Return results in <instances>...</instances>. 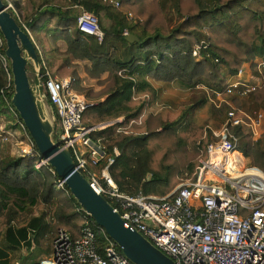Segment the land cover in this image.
Instances as JSON below:
<instances>
[{
  "label": "trees",
  "instance_id": "trees-1",
  "mask_svg": "<svg viewBox=\"0 0 264 264\" xmlns=\"http://www.w3.org/2000/svg\"><path fill=\"white\" fill-rule=\"evenodd\" d=\"M59 1L12 0L15 10L26 14L23 21L8 10L31 37L40 64L56 78L70 77L73 88L81 89L70 66L72 59L88 61L91 77L106 75L104 90L97 95L103 98L84 110L82 124L96 126L90 135L102 142L112 159L108 172L121 191L166 196L185 179L193 178L212 134L191 120L184 121L183 115L165 121L161 114L150 112L157 96L152 81L225 93L229 76L245 63L252 66L257 57L264 59V0H119L118 7L108 0ZM74 6L109 24L103 28L101 42L77 29ZM166 10L178 16L176 25L169 27L163 19ZM45 35L54 44L62 41L67 55L60 57L55 47L44 45ZM129 35L138 40L127 41ZM113 40L126 47L125 58L117 57L116 46L109 49ZM196 45L201 48L200 58L192 55ZM130 46L136 53H131ZM7 68L11 80L5 88L7 74L0 61V117L9 111L3 95L9 98L13 93L9 60ZM248 96L247 109L264 107V84ZM206 100L203 96L198 105ZM111 121L115 122L100 125ZM232 131L242 137L238 127ZM1 139L0 135V143ZM243 153L247 164L264 174V148L246 139ZM40 159L35 145L32 155L8 158L0 148V264H11V253L21 248L30 255L37 249L52 255L58 231L76 239L88 218L67 187L57 186L61 178L49 164L36 167ZM98 244L100 251L101 238Z\"/></svg>",
  "mask_w": 264,
  "mask_h": 264
},
{
  "label": "built area",
  "instance_id": "built-area-1",
  "mask_svg": "<svg viewBox=\"0 0 264 264\" xmlns=\"http://www.w3.org/2000/svg\"><path fill=\"white\" fill-rule=\"evenodd\" d=\"M109 2L115 7L119 5V0ZM76 26L98 42L103 40V30L93 13L82 8ZM123 34L127 35V31ZM3 44L0 34V61L7 74L5 88H8L11 76L7 68L9 59L1 52ZM200 49L194 46L195 58H200ZM260 66H264V61ZM243 72L242 66L229 77L226 95L236 93L247 97L256 90L255 85L241 80ZM41 82L57 117V140L70 150L76 169L95 192L111 203L125 226L137 230L176 264H264V174L247 164V157L239 148V138L232 131L238 127L241 132L247 129L253 137L257 136L264 118L262 112L247 113L230 106L220 127L211 130L212 138L205 154L198 158L193 178L185 179L163 197L144 196L140 191L130 195L121 191L104 170V165L112 159L102 142L90 135L96 126L82 124V113L92 102L73 88L70 77L58 79L45 65H41ZM214 94L217 99L221 98V92ZM3 99L29 141L22 156L32 155L34 142L19 120L10 97L3 95ZM115 121L121 122V119ZM43 164L46 161L41 158L36 167ZM64 185L63 179L57 182L59 188ZM94 223L89 216L85 218L81 235L76 239L59 230L52 243L53 261L35 264H134L104 229ZM100 238L102 246L98 251Z\"/></svg>",
  "mask_w": 264,
  "mask_h": 264
},
{
  "label": "water",
  "instance_id": "water-1",
  "mask_svg": "<svg viewBox=\"0 0 264 264\" xmlns=\"http://www.w3.org/2000/svg\"><path fill=\"white\" fill-rule=\"evenodd\" d=\"M0 33L5 40L13 93L10 103L24 124L41 158L64 180L79 207L116 243L134 264H176L137 230L124 225L120 214L101 194L95 192L86 177L76 169L70 150L56 140L57 117L42 89L41 64L31 37L17 23L7 5L0 0ZM127 41L138 40L134 35ZM31 66L34 78L28 75Z\"/></svg>",
  "mask_w": 264,
  "mask_h": 264
},
{
  "label": "rangeland",
  "instance_id": "rangeland-1",
  "mask_svg": "<svg viewBox=\"0 0 264 264\" xmlns=\"http://www.w3.org/2000/svg\"><path fill=\"white\" fill-rule=\"evenodd\" d=\"M7 4H10L12 9L15 11L17 16L21 21L24 20L25 13L23 11L15 10L12 0H6ZM53 2H60L59 0H53ZM76 15L82 10L81 6H74ZM178 16L166 10L163 13V19L168 24L169 27L174 26L178 23ZM98 23L103 30V28H109V24L102 20H98ZM51 37L49 35L43 36V44L48 45L51 48L55 47L57 54L60 57L66 56L64 53L65 44L62 41H57L58 45H55L51 42ZM39 45V44H38ZM109 49L112 48V45L116 46L117 57L125 58L126 47L116 40L110 41L108 43ZM41 48V47H40ZM131 51L135 50L132 46L129 47ZM41 53V49L39 50ZM71 67L75 69L76 76L79 79L80 90H77L79 93L83 94L90 102H96L100 98L97 96L104 90L103 79L106 75H102L100 78L91 77L87 72V67H89V62L86 60H71ZM28 75L30 78H34V73L32 69H28ZM230 77V76H229ZM227 78V81L229 79ZM154 88L157 91L156 100L153 105L149 107V111L152 113L161 114L163 120L173 121L179 116L183 115L184 121L191 120L196 124L201 125L205 132L218 129L221 123L225 119V113L230 106L235 108H240L245 110L249 106L250 97H239L235 95H226L221 93V98L217 99L215 94L212 93L204 86H197L195 88H186L185 86L176 83H165L159 81H152ZM78 89V87L76 88ZM207 99L204 104L198 105V102L203 98ZM99 98V99H98ZM1 116V115H0ZM17 118L13 116L10 111H5L0 117V135L2 137L1 145V154L2 156L8 158L12 156H22L23 149L29 145L27 136L24 134L21 126L16 123ZM242 137H240L239 148L243 151V143L246 139L253 140L251 133L247 129L241 132ZM244 136H247L245 138ZM247 160V159H246ZM34 254V255H33ZM32 255L26 248H21L20 250L14 251L11 253V264L20 263V264H35L39 263L40 259L43 261L52 262L53 258L51 252L40 251L39 249L35 250Z\"/></svg>",
  "mask_w": 264,
  "mask_h": 264
},
{
  "label": "crops",
  "instance_id": "crops-1",
  "mask_svg": "<svg viewBox=\"0 0 264 264\" xmlns=\"http://www.w3.org/2000/svg\"><path fill=\"white\" fill-rule=\"evenodd\" d=\"M108 1H110V0H108ZM131 53H136V52H135V50H133V51H131ZM262 61H264V59L257 57L253 61L252 66L249 63H245L243 65L244 72L242 73L241 80L243 82H246V83H252V85L256 86V90L260 89L264 84V66L259 67V63ZM255 63H257V64H255ZM228 81H229V79H228ZM253 111H260L264 114V107H261V108L259 107L257 109H247V108L245 109V112H247V113H251ZM252 139H253L252 141L258 147L264 148V118H263L261 127L259 129V134L255 137L252 136ZM239 143H240V139H239ZM109 165H110L109 162L104 165V170L108 174H109V172H108Z\"/></svg>",
  "mask_w": 264,
  "mask_h": 264
},
{
  "label": "bare ground",
  "instance_id": "bare-ground-1",
  "mask_svg": "<svg viewBox=\"0 0 264 264\" xmlns=\"http://www.w3.org/2000/svg\"><path fill=\"white\" fill-rule=\"evenodd\" d=\"M44 264H50V263H48V262H45Z\"/></svg>",
  "mask_w": 264,
  "mask_h": 264
}]
</instances>
